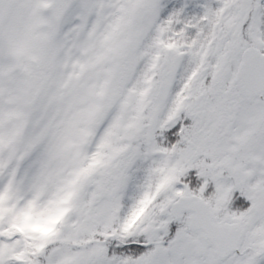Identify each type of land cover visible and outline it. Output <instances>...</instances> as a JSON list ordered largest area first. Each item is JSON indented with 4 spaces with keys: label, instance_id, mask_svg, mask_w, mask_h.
Segmentation results:
<instances>
[{
    "label": "snow or ice",
    "instance_id": "6c2138e0",
    "mask_svg": "<svg viewBox=\"0 0 264 264\" xmlns=\"http://www.w3.org/2000/svg\"><path fill=\"white\" fill-rule=\"evenodd\" d=\"M0 264H264V0H0Z\"/></svg>",
    "mask_w": 264,
    "mask_h": 264
},
{
    "label": "flooded vegetation",
    "instance_id": "af4514ba",
    "mask_svg": "<svg viewBox=\"0 0 264 264\" xmlns=\"http://www.w3.org/2000/svg\"><path fill=\"white\" fill-rule=\"evenodd\" d=\"M194 171V170H193Z\"/></svg>",
    "mask_w": 264,
    "mask_h": 264
}]
</instances>
